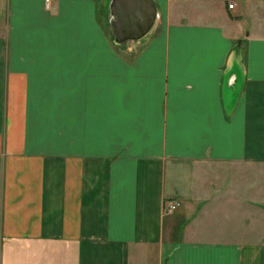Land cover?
<instances>
[{
	"label": "crops",
	"instance_id": "1",
	"mask_svg": "<svg viewBox=\"0 0 264 264\" xmlns=\"http://www.w3.org/2000/svg\"><path fill=\"white\" fill-rule=\"evenodd\" d=\"M111 1L0 0V264H264V0Z\"/></svg>",
	"mask_w": 264,
	"mask_h": 264
},
{
	"label": "water",
	"instance_id": "2",
	"mask_svg": "<svg viewBox=\"0 0 264 264\" xmlns=\"http://www.w3.org/2000/svg\"><path fill=\"white\" fill-rule=\"evenodd\" d=\"M109 8L116 44L142 38L153 26L157 15L154 0H112Z\"/></svg>",
	"mask_w": 264,
	"mask_h": 264
},
{
	"label": "built area",
	"instance_id": "3",
	"mask_svg": "<svg viewBox=\"0 0 264 264\" xmlns=\"http://www.w3.org/2000/svg\"><path fill=\"white\" fill-rule=\"evenodd\" d=\"M222 1H225V2H227V7L228 8H230V9H232L233 7H234V5H235V3H234V0H222ZM49 2H50V0H45V5L48 7V5H49ZM177 206H178V202H173V203H170L167 207H166V211L168 212H170V211H173V210H175L176 208H177Z\"/></svg>",
	"mask_w": 264,
	"mask_h": 264
}]
</instances>
